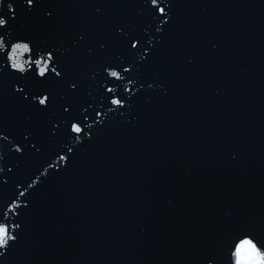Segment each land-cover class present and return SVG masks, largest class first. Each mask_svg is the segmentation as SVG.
<instances>
[{
  "label": "water",
  "instance_id": "water-1",
  "mask_svg": "<svg viewBox=\"0 0 264 264\" xmlns=\"http://www.w3.org/2000/svg\"><path fill=\"white\" fill-rule=\"evenodd\" d=\"M248 2L192 0L181 11L175 43L197 62L161 60L165 74L175 73L169 95H155L135 127L106 129L38 194L28 236L8 264H190L206 222L219 215L217 204L237 194L240 159L229 162L221 148L241 152ZM56 14L66 30L99 22L83 8ZM17 29L57 36L33 19ZM208 39L219 44L214 54ZM22 124L20 111L9 107L4 125Z\"/></svg>",
  "mask_w": 264,
  "mask_h": 264
},
{
  "label": "snow or ice",
  "instance_id": "snow-or-ice-1",
  "mask_svg": "<svg viewBox=\"0 0 264 264\" xmlns=\"http://www.w3.org/2000/svg\"><path fill=\"white\" fill-rule=\"evenodd\" d=\"M191 5L192 0H0V13L5 7L8 13L19 10V16L0 14V264L23 247L38 194L65 176L106 129L117 122L135 127L155 95H169L175 73L165 74L161 60L167 57L175 66L182 55L185 67L197 62L175 43L181 11ZM68 7L91 10L99 22L92 29L76 23L66 30L56 10ZM26 18L55 31L56 38L19 31ZM218 48L208 39L209 53ZM9 107L23 116L18 128L4 125ZM221 152L233 164L240 159L229 144ZM238 171L246 175L244 168ZM217 207L219 215L206 222L190 264H264V207L240 211L238 198Z\"/></svg>",
  "mask_w": 264,
  "mask_h": 264
}]
</instances>
